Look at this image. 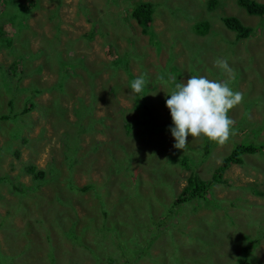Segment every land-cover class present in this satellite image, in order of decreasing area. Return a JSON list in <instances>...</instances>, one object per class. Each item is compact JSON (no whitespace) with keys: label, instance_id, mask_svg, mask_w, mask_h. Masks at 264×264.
I'll return each instance as SVG.
<instances>
[{"label":"rangeland","instance_id":"374dc122","mask_svg":"<svg viewBox=\"0 0 264 264\" xmlns=\"http://www.w3.org/2000/svg\"><path fill=\"white\" fill-rule=\"evenodd\" d=\"M139 1L153 8L146 35L129 21ZM222 4L230 15H220ZM128 6L0 0V43L10 41L0 45V58H8L0 65V257L7 264H264V150L227 167L203 197L174 205L192 170L208 180L236 144L264 141V14L250 16L235 0ZM226 17L250 27L247 37L258 43L236 39ZM92 26L91 38L71 42ZM123 50L135 57L127 72L148 81L144 94L132 92L123 69L108 76L111 53ZM217 58L227 59L231 79ZM195 75L228 80L243 94L229 112L235 134L225 145L189 136L187 150L170 158L169 130L146 131L145 122L124 128V120H142L143 97L155 123L168 122L161 100L173 85L166 81ZM28 164L55 181L33 179Z\"/></svg>","mask_w":264,"mask_h":264},{"label":"clouds","instance_id":"9594fccd","mask_svg":"<svg viewBox=\"0 0 264 264\" xmlns=\"http://www.w3.org/2000/svg\"><path fill=\"white\" fill-rule=\"evenodd\" d=\"M143 2H147L150 4V6H152L150 1H139L129 11L130 24H135L138 29L137 33L138 31H140L139 25L135 23V20L131 15L133 13V10L136 8V5ZM210 2L213 5V1ZM254 2L259 5H264V2ZM232 3L234 4V1ZM133 4L134 1L129 4L128 9ZM230 5L231 3L228 4V6ZM225 8L226 7L222 4L218 10L220 15H230L229 11H226ZM241 8L250 16L264 14V12L248 13L243 7ZM221 22L225 28L234 32L236 39L247 38L249 39L250 44L252 42L258 43L257 41H255L257 38H251L247 36L238 37L235 33L236 31L226 27L222 20ZM207 28L208 27H206V29ZM258 38L263 39L264 36H259ZM7 59V56H3L2 58H0V65H3L2 63H5ZM7 65L9 67L12 66L10 63H8ZM214 65L223 69L225 73L229 74V78L231 79L232 70L229 67L227 59L217 58L214 61ZM14 69L17 70L16 66H14ZM120 69L121 68L112 70L108 75H111V73L113 72H118ZM147 83L148 81L143 75L136 77L130 85L132 92L135 94L142 93ZM166 83L174 85L171 88V91L166 93L167 97H169L166 99V107L169 109L172 119L173 126L169 128V131L171 132V136L174 138L175 143L173 144V147L175 149L183 152L186 151L188 147L189 136H191L194 140L207 139L212 143L223 146L230 140L231 136L235 134L233 131L235 119L233 120L230 118L229 112L243 102V94L239 91H235L234 87H232V89L228 80L216 81L210 80L205 76H191L186 80V82L176 83L175 77H170L166 81ZM151 95L155 96L156 93ZM8 101L12 102L11 100ZM28 108L30 109V107ZM0 117H5V115H0ZM248 118H251V116H248ZM238 145L248 144L239 143L235 146ZM250 145L257 146L253 143H250ZM263 150L264 149H261L260 151ZM260 151H254L253 153H242L241 158L243 160V156H245L246 154H254ZM224 157L225 156H223L221 159H223ZM238 164L240 163H233V165ZM221 179H223L222 176ZM218 183H222L221 180Z\"/></svg>","mask_w":264,"mask_h":264},{"label":"trees","instance_id":"16d2710c","mask_svg":"<svg viewBox=\"0 0 264 264\" xmlns=\"http://www.w3.org/2000/svg\"><path fill=\"white\" fill-rule=\"evenodd\" d=\"M133 1H135V0H122V2L126 3V6L129 5ZM140 2H142V1H140ZM236 2L239 6L243 7L248 13H253V12H255V13L262 12L263 13L264 12V5L256 4L252 0H236ZM119 4H120V1H118V7H119ZM204 4H205L207 9L213 8V5L209 1H206ZM20 11H21V9H20ZM152 11H153L152 6H150V4L147 2H143V3H138L136 5V8L133 10V13L131 15L134 18L135 23L139 25L140 32L143 34H145V32L143 30L144 26L148 25ZM14 18H15V16H14ZM222 21L226 27L236 31L237 32L236 35L238 37H246L249 35V33L251 31L250 27L246 28V27L241 26V24L236 19H233L231 17H226V19H222ZM95 29L96 28L94 26H92L89 30L87 29L84 33L77 36L71 42H74L75 40H82V38H86V37L91 38ZM9 43H10L9 39H6L2 43H0V45H2V44L3 45H9ZM111 54H114L112 56L110 55L112 57L111 61L113 63L114 69L121 68L124 71H126L128 78H129L128 79L129 83L127 82V84H128V86H130V84H131L130 81L132 79H134V77L131 75L130 72H127L128 68H129L128 63L131 59H135L134 55L129 50H123L121 53H111ZM119 61L121 63H119ZM80 69L82 71L87 72V68L80 67ZM174 70L177 71L176 68H174ZM90 73L94 76L96 74V71L90 72ZM108 76H110V75H108ZM210 77H211V80H216L215 77H217V76L211 75ZM222 81H225V79H223ZM230 87L232 88L233 86L230 84ZM110 90L112 93L115 92L112 89V86H111ZM140 94H144V91ZM167 98H169V97L162 99L161 103L164 105L166 112H167L168 116L170 117L168 122H164V123L161 122V124H156L155 123L156 119L152 118L150 113L147 111L146 106L144 105V101L146 100V98L143 97L141 99V103L143 104L142 111H141L142 112V114H141L142 120L141 121L135 120L132 123L124 120V128H126L127 131L130 133L132 128L136 127L138 124H144V122H145V124L148 126L145 129L146 131H153V132H157V134H160V132H162L163 130H169V128L173 125H172V119H171L170 111L166 107V99ZM77 99L80 100L81 98L77 97ZM93 99H94L93 90H92L91 84H89V104L88 105H90V103L93 102ZM135 107L138 108V105ZM18 113H20V112H18ZM21 113H23V112H21ZM84 117L86 118L85 115H84ZM3 118L4 117H0V119H3ZM161 120H166V117L161 118L160 121ZM25 127H27V126H25ZM67 129L70 130L72 133L74 131H76V128L72 125H68ZM20 132H23V130H20ZM76 135H78V133H76ZM66 138L67 139L62 140L64 152H66L65 148L68 146V142L66 140H68L69 137H66ZM11 142L12 141H9V146L7 148L8 150L11 148V145H12ZM76 144H78V141ZM255 145H257V146H252V145L234 146L229 151V153L227 155H225V157L223 159H221L220 164L217 165V167L213 170L214 173L212 174V177H210V179H208V180L201 179L196 174V172L192 170V172H190L186 177L184 187L177 194V196L174 200V205H177V204L184 202L185 200H188V199L203 197L204 194L206 193V191L208 190V188L212 186V184L218 183V182H220V180H221V182H223V179H221V176L223 174V171L227 167H229L230 164L242 163V158H241L242 153H253L254 151H260L261 149H264V141H260L258 143H255ZM217 146H220V145H217ZM177 151H178L177 149H172L171 151H169V154H171L170 158L171 157L174 158V155L178 156ZM153 155H157L156 151H155V153H153ZM170 158H168V160H170L172 162V160ZM180 166L182 167V169H183V167L189 169V166L186 164V157H183L180 159ZM24 171L31 174L32 178L38 180L40 183L42 181H46L49 184V182L55 181V177H53V178L45 177V171L44 170L37 169L36 166L31 165V164H28L26 167H24ZM0 181H1V178H0ZM51 184L56 185V183H51ZM10 187H14V186L11 185ZM1 197H0V200L2 199ZM62 218L65 219V216H63ZM2 219L3 218L1 216L0 221ZM7 262H9L8 256H1L0 257V264H7ZM237 264H246V263L241 258H238Z\"/></svg>","mask_w":264,"mask_h":264},{"label":"flooded vegetation","instance_id":"af4514ba","mask_svg":"<svg viewBox=\"0 0 264 264\" xmlns=\"http://www.w3.org/2000/svg\"><path fill=\"white\" fill-rule=\"evenodd\" d=\"M207 29H209V28H207ZM207 29H206V30H207Z\"/></svg>","mask_w":264,"mask_h":264}]
</instances>
